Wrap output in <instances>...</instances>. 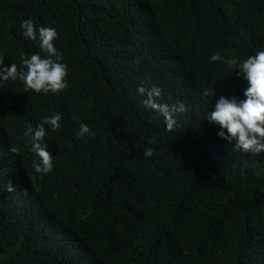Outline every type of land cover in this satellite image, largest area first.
I'll return each instance as SVG.
<instances>
[{"label": "trees", "instance_id": "obj_1", "mask_svg": "<svg viewBox=\"0 0 264 264\" xmlns=\"http://www.w3.org/2000/svg\"><path fill=\"white\" fill-rule=\"evenodd\" d=\"M40 27L58 33L68 87L0 81V264H264V153L207 121L221 96L245 98L237 69L210 58L264 51V0H0L3 67L44 58ZM140 86L185 106L174 132ZM57 113L53 171L36 173L26 125Z\"/></svg>", "mask_w": 264, "mask_h": 264}, {"label": "clouds", "instance_id": "obj_2", "mask_svg": "<svg viewBox=\"0 0 264 264\" xmlns=\"http://www.w3.org/2000/svg\"><path fill=\"white\" fill-rule=\"evenodd\" d=\"M21 28L25 39L36 40V27L31 19L22 21ZM58 38V33L51 27L39 28V46L45 53L44 58L40 55H32L30 59H23V65L27 71H20L15 63L10 67H3L4 59L0 57V81L7 82L19 79L24 84V91H34L37 94L52 93L58 94L68 87L67 65L59 62L62 54L56 49L54 41ZM220 61L226 63L229 69L236 68V74L247 81L248 87L244 91V99L238 97L225 98L221 96L215 103L214 110L207 117V121L217 125L220 131L217 135L228 143L235 142L234 150L242 151L245 154L254 156L264 153V51L257 52L254 56H249L242 62L236 58L226 61L219 54L212 55L210 62ZM141 95L147 94V99L143 101L146 108H150L165 119L166 130L174 132L177 128L175 115L186 111L185 106L179 105L169 108L167 104L157 102L156 98L161 97L162 89L153 86L145 89L143 86L137 88ZM208 95L207 91L204 93ZM59 113L50 118H44L43 122L35 128L31 124L26 125L24 137L30 141L29 151L38 159L33 161L32 167L36 173L47 175L53 171V155L48 150V145L44 143L46 129L44 125H50L52 131L60 128ZM75 120V117H74ZM89 128L85 124L80 125L78 137H83L89 133ZM154 143L153 140L148 141ZM9 151L19 154L20 148L10 145ZM153 149H146L144 157L153 156ZM7 191L13 192L11 182L7 184Z\"/></svg>", "mask_w": 264, "mask_h": 264}]
</instances>
